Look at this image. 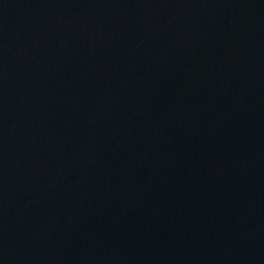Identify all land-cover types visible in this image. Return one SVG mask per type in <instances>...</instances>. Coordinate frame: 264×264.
Wrapping results in <instances>:
<instances>
[{
	"label": "water",
	"instance_id": "1",
	"mask_svg": "<svg viewBox=\"0 0 264 264\" xmlns=\"http://www.w3.org/2000/svg\"><path fill=\"white\" fill-rule=\"evenodd\" d=\"M0 264H264V0H0Z\"/></svg>",
	"mask_w": 264,
	"mask_h": 264
}]
</instances>
